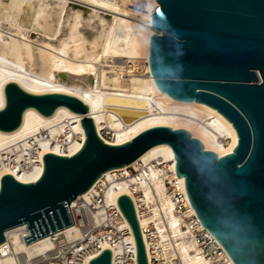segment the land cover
Masks as SVG:
<instances>
[{"label": "bare ground", "instance_id": "1", "mask_svg": "<svg viewBox=\"0 0 264 264\" xmlns=\"http://www.w3.org/2000/svg\"><path fill=\"white\" fill-rule=\"evenodd\" d=\"M156 5V0H0V110L5 104L4 87L14 83L33 95L77 98L88 107L87 116L98 136L110 145L124 144L149 128L166 126L188 131L218 157L232 153L237 143L235 131L217 111L194 101L160 97L165 94L156 86L148 65V21ZM81 119L63 106L50 116L26 109L16 130L0 131V180L10 175L21 183L36 182L45 154H75L85 138ZM102 130L112 133L111 141L102 138ZM35 149L39 154L36 163L21 167ZM129 167L137 174L131 175ZM129 167L107 171L98 180L105 187L99 214L106 207L118 210L117 198L128 195L137 209L141 230L149 232L143 238L150 259L153 247L162 264L163 260L165 264H213L186 220L195 214L183 178L176 177L169 146L148 149ZM94 185L73 199L71 207L78 198L94 194ZM23 227L4 232L0 264H29L54 248L48 234L26 242ZM120 229L125 233L119 242L102 246L112 251L114 264H121L129 253L135 262L134 239L123 217ZM53 233L65 244L79 234L73 224Z\"/></svg>", "mask_w": 264, "mask_h": 264}, {"label": "water", "instance_id": "2", "mask_svg": "<svg viewBox=\"0 0 264 264\" xmlns=\"http://www.w3.org/2000/svg\"><path fill=\"white\" fill-rule=\"evenodd\" d=\"M148 21V65L167 100L196 102L232 126L237 143L218 157L184 129L158 126L121 145L97 134L88 107L63 94L33 95L4 87L0 131L16 130L26 109L50 116L63 106L82 116L84 141L72 156L47 153L36 182L0 180V244L4 232L26 224V242L71 224L67 207L110 170L129 166L148 149L166 144L176 177L200 225L233 264H264V0H156ZM117 208L135 243V264H148L133 200ZM103 249L89 264H112Z\"/></svg>", "mask_w": 264, "mask_h": 264}, {"label": "built area", "instance_id": "3", "mask_svg": "<svg viewBox=\"0 0 264 264\" xmlns=\"http://www.w3.org/2000/svg\"><path fill=\"white\" fill-rule=\"evenodd\" d=\"M75 138L67 136L63 142ZM39 159L38 150L35 149L31 152L30 156L25 162L20 163L21 167L25 165H34L36 160ZM6 163V162H4ZM8 164V163H6ZM1 167V165H0ZM129 167V166H128ZM130 167L128 168V172ZM2 178V177H1ZM95 193L87 199L78 198L74 202V206L67 207V213L71 224H73L79 232L78 238L71 243H64L60 240L57 234L49 233L52 235L51 239L54 242V248L29 262V264H89V261L100 254L105 249L103 243L114 244L119 242L125 233L120 229L121 214L115 207H106L102 214H99V208L104 205V185L102 182H97L94 185ZM179 199L181 196L177 194ZM135 205V204H134ZM141 210V208H139ZM137 212V209H136ZM189 223L190 229L194 231L197 243L199 244L205 256L213 258V264H230L224 256L223 249L217 244L214 238L206 231L198 227L200 224L195 215L186 218ZM26 241L30 237V232L27 225L24 224L23 235ZM142 231V230H141ZM149 235V232H143L142 235ZM6 253L7 248H4ZM148 264H162L157 257L155 249L151 248V259L148 256L146 248ZM121 264H135L132 259V254L129 253L126 258H121ZM112 264L114 261L112 259Z\"/></svg>", "mask_w": 264, "mask_h": 264}, {"label": "rangeland", "instance_id": "4", "mask_svg": "<svg viewBox=\"0 0 264 264\" xmlns=\"http://www.w3.org/2000/svg\"><path fill=\"white\" fill-rule=\"evenodd\" d=\"M31 36H32V38H35L36 35L33 34ZM100 134H101L103 139L108 140V141L112 140V133L110 131L102 130L100 132ZM228 141L229 140H225V142H228ZM129 171L131 172V175H136L137 174V171L135 169H133V168H130ZM167 183H166V187L168 189V193L173 195V192H172V190L169 189V185H167ZM175 197L177 198V200H179V197L177 196V194H175ZM165 261L166 260H163L164 264L167 263V261L166 262Z\"/></svg>", "mask_w": 264, "mask_h": 264}]
</instances>
